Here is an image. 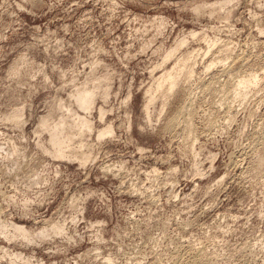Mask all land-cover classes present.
Listing matches in <instances>:
<instances>
[{"label":"rangeland","instance_id":"rangeland-1","mask_svg":"<svg viewBox=\"0 0 264 264\" xmlns=\"http://www.w3.org/2000/svg\"><path fill=\"white\" fill-rule=\"evenodd\" d=\"M179 107L189 134L165 126ZM43 117L71 124L65 155ZM262 140L264 0H0V264H264Z\"/></svg>","mask_w":264,"mask_h":264},{"label":"bare ground","instance_id":"bare-ground-1","mask_svg":"<svg viewBox=\"0 0 264 264\" xmlns=\"http://www.w3.org/2000/svg\"><path fill=\"white\" fill-rule=\"evenodd\" d=\"M195 9L199 10L200 8L196 7ZM190 33L192 36L195 35L194 31H191ZM206 41H207V46H208L207 50H206V52H207L209 50V47H211L212 45L215 44L216 40H213V41L206 40ZM185 42H186L185 37L179 39L175 43L174 46H172L170 49H168V51L166 52V54L163 57V61H161V62L164 63L167 59L172 57L175 54V52L179 49V47L181 45H183ZM227 49H228V47H226L225 45L219 47V51H221V52L222 51L225 52ZM193 56H194V54L191 52L188 54H185V55L182 54L181 56L176 58L174 64L171 66V68L164 69L161 72V74L154 79V82L151 83L152 85H150L149 88L146 90L148 93V96H147L148 100H147L146 104H148V102H150V101H153L154 93L157 92L158 90H161V89L163 90L161 93L165 94V95L161 94V95H163V97L166 96L168 98L169 97V96H167L168 94L174 95V92L171 94H170V92L172 91L173 87L175 85H177L178 77L180 75L179 73L185 67L188 66L189 63L187 64V62H188L189 58H191ZM213 63H214L213 60H211L210 63L207 64L206 68H209ZM225 66H227V65H225ZM229 68L230 67H222L220 69L221 71L220 70L219 71L224 72V71H227ZM187 69H188L187 74L188 75L191 74V72L193 71V68L190 66ZM230 69H229V72H230ZM232 69H233V67H232ZM258 76H259V74H257V73H252L248 76H241L239 79H237V81L234 84L232 83L233 84L232 90H233L234 94L235 93H237V94L243 93V95H244L247 92L248 88L252 87L253 85H255L258 82ZM106 93H107V90L104 89L103 90V96L104 97H105ZM184 94H186V93H184ZM94 95H95L94 87L88 88V86H87V87H82L80 89H77L74 92L73 96H74V100L76 101L78 106H80L84 110H89V109H91L92 104L94 102ZM99 111H100V117H101L103 115V110L100 109ZM18 114H19L18 111L14 112V116H16V117L18 116ZM182 115H183L182 109H181V107H179L176 110V112H174L173 114H171L168 117L165 126L167 128L182 127L183 131L186 130V132H188V134H189L192 130L191 129V122H190L189 118H182ZM77 118H78V120H77V122H75V123H77V130H76L77 133H80L85 128H87V129L91 128L90 120L85 115H77ZM181 124H183V126H179ZM40 125L42 127H45L48 129L49 140L51 142V145H53V147H54L55 155H59V156L65 155L62 146L65 143L67 144V142L71 139V136L67 134L69 132L68 129L71 126V124L67 125V121H66L65 117H62L57 122H55L54 124L49 125L47 122V117H43L41 119ZM72 125H73V123H72ZM109 133H112V127L108 124L98 131V137H101V136H103L105 134H109ZM262 145L263 146L261 147L262 149L260 148L261 149L260 151L256 150V151H258L257 156H255L256 160H257L255 163L256 166H261L262 164H264V140H262ZM86 158H87V155L83 153V155H81V161H85ZM253 168H256L255 165ZM12 226L14 227V229H17L18 231L22 232L23 235L25 236V232L20 230V228L18 226H16V225H12ZM53 229L55 231H59L60 228H59V226H54ZM45 230L39 231V233L45 234V232H46ZM46 233H48V232H46Z\"/></svg>","mask_w":264,"mask_h":264}]
</instances>
